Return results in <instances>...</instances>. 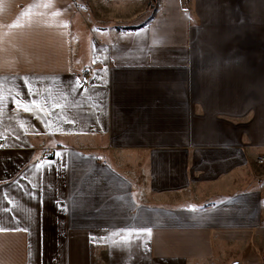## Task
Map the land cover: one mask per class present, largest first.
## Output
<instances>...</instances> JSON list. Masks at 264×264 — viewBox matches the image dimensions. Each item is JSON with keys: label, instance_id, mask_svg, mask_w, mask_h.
Instances as JSON below:
<instances>
[{"label": "crops", "instance_id": "crops-1", "mask_svg": "<svg viewBox=\"0 0 264 264\" xmlns=\"http://www.w3.org/2000/svg\"><path fill=\"white\" fill-rule=\"evenodd\" d=\"M149 1L0 0V264H264V0Z\"/></svg>", "mask_w": 264, "mask_h": 264}, {"label": "built area", "instance_id": "built-area-1", "mask_svg": "<svg viewBox=\"0 0 264 264\" xmlns=\"http://www.w3.org/2000/svg\"><path fill=\"white\" fill-rule=\"evenodd\" d=\"M85 76H84V78H82V80L80 81V85H84V83H85ZM52 157V153L50 152V151H48V150H46V151H44L42 154H41V156H40V158H39V160H47V159H50Z\"/></svg>", "mask_w": 264, "mask_h": 264}, {"label": "rangeland", "instance_id": "rangeland-1", "mask_svg": "<svg viewBox=\"0 0 264 264\" xmlns=\"http://www.w3.org/2000/svg\"><path fill=\"white\" fill-rule=\"evenodd\" d=\"M81 2H86L87 0H80ZM87 6V5H86ZM264 161H260L258 164L260 165V166H262V167H264V163H263ZM261 164H263V165H261ZM262 174H264V171H262V170H260L259 168H258V175H262ZM264 176V175H263ZM261 184H264V181L263 180H261V182H260Z\"/></svg>", "mask_w": 264, "mask_h": 264}, {"label": "trees", "instance_id": "trees-1", "mask_svg": "<svg viewBox=\"0 0 264 264\" xmlns=\"http://www.w3.org/2000/svg\"><path fill=\"white\" fill-rule=\"evenodd\" d=\"M149 7L152 8L153 5H154V0H150L149 3H148Z\"/></svg>", "mask_w": 264, "mask_h": 264}, {"label": "snow or ice", "instance_id": "snow-or-ice-1", "mask_svg": "<svg viewBox=\"0 0 264 264\" xmlns=\"http://www.w3.org/2000/svg\"><path fill=\"white\" fill-rule=\"evenodd\" d=\"M29 94H31V93H29ZM3 147H4V145H3V144H0V148H3ZM28 195H29V196H32V195H34V193L29 192Z\"/></svg>", "mask_w": 264, "mask_h": 264}]
</instances>
